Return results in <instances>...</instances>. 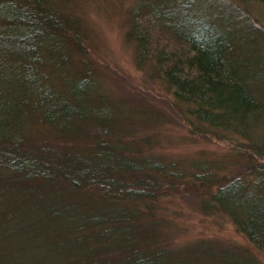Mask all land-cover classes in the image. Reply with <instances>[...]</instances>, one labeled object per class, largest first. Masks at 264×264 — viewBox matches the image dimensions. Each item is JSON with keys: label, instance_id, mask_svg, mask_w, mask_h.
I'll use <instances>...</instances> for the list:
<instances>
[{"label": "trees", "instance_id": "trees-1", "mask_svg": "<svg viewBox=\"0 0 264 264\" xmlns=\"http://www.w3.org/2000/svg\"><path fill=\"white\" fill-rule=\"evenodd\" d=\"M69 1L0 0V264H254L207 243L172 247L156 200L182 178L215 185L203 209L225 213L264 252V164L255 162L264 158V36L239 7L264 9V0L127 9L140 69L172 91L198 132L232 142L222 165L239 171L228 176L209 161L185 172L181 161L142 154L92 72L69 63L81 37ZM153 111L139 118H161Z\"/></svg>", "mask_w": 264, "mask_h": 264}, {"label": "rangeland", "instance_id": "rangeland-1", "mask_svg": "<svg viewBox=\"0 0 264 264\" xmlns=\"http://www.w3.org/2000/svg\"><path fill=\"white\" fill-rule=\"evenodd\" d=\"M133 2L69 1L70 10L80 20L77 23H80L81 31V37H75V44L72 42L69 63L79 64L92 72L93 83L98 91L111 104L113 111L123 116L120 117V125L131 126L130 130L137 132L140 142L138 149L143 155L161 154L165 159L181 161L183 163L179 167L185 172L190 171L191 162L209 161L212 170L217 171L219 176H228L233 170L222 164L232 160L229 158L232 142L221 138V135L198 132L186 113L176 108L172 91L153 78L150 68L143 66V70L140 69L138 43L134 35H129L130 17L127 9ZM221 7L230 10L224 2ZM239 7L243 12L249 10V17L252 16L259 33L264 36V9L253 3L246 6L244 3ZM234 16L240 18L239 14ZM235 17L233 21H239ZM148 109H154L158 114L160 112L161 118L156 116L152 120L147 115L146 120H141L139 116L148 112ZM261 132L264 133V129ZM255 162L264 164V158H257ZM247 166L244 163L236 166V169L243 170ZM178 182L183 185L177 191L166 192L156 200L162 208L160 216L166 220L162 227L163 233L170 237L172 247L192 249L208 244L211 249L233 250L234 253L252 257L254 264H264V252L253 246L225 213L203 209L206 191L215 190V185L209 187L212 190L208 187L204 190V181L200 184L186 177Z\"/></svg>", "mask_w": 264, "mask_h": 264}]
</instances>
